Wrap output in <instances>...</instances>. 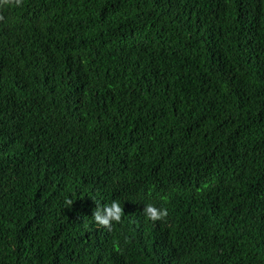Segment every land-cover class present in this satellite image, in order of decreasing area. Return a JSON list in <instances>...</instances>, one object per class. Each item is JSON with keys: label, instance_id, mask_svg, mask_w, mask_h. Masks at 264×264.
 <instances>
[{"label": "trees", "instance_id": "16d2710c", "mask_svg": "<svg viewBox=\"0 0 264 264\" xmlns=\"http://www.w3.org/2000/svg\"><path fill=\"white\" fill-rule=\"evenodd\" d=\"M0 264H264V0H0Z\"/></svg>", "mask_w": 264, "mask_h": 264}, {"label": "clouds", "instance_id": "9594fccd", "mask_svg": "<svg viewBox=\"0 0 264 264\" xmlns=\"http://www.w3.org/2000/svg\"><path fill=\"white\" fill-rule=\"evenodd\" d=\"M97 207L94 209L93 217L99 225L112 228L113 222H120L124 215V209L119 200H113L111 203L101 205L96 202ZM145 215L151 220L155 221L166 217L168 209L164 206H157L153 203H148L144 206Z\"/></svg>", "mask_w": 264, "mask_h": 264}]
</instances>
